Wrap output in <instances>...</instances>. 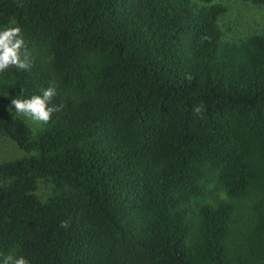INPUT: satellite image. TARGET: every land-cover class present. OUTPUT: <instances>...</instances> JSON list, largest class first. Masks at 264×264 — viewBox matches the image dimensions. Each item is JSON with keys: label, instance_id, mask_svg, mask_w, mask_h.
I'll list each match as a JSON object with an SVG mask.
<instances>
[{"label": "trees", "instance_id": "obj_1", "mask_svg": "<svg viewBox=\"0 0 264 264\" xmlns=\"http://www.w3.org/2000/svg\"><path fill=\"white\" fill-rule=\"evenodd\" d=\"M225 13L216 0H0L29 65L0 73V102L53 87L58 109L35 137L0 109V136L25 154L0 163V256L264 264V35L224 39ZM211 182L226 199L194 202Z\"/></svg>", "mask_w": 264, "mask_h": 264}, {"label": "rangeland", "instance_id": "obj_2", "mask_svg": "<svg viewBox=\"0 0 264 264\" xmlns=\"http://www.w3.org/2000/svg\"><path fill=\"white\" fill-rule=\"evenodd\" d=\"M226 8V13L220 17L219 26L226 40L239 42L252 35H264V5L254 6L240 0H216ZM7 106V109L5 110ZM0 109L3 114L22 120L29 128L32 137L43 128V122H31L23 116H19L6 103L0 102ZM25 156L17 149L15 144L9 139L0 136V163L12 161ZM53 193V187L50 183L38 180L36 196L42 202H45ZM223 192L215 188L213 182L208 183L203 188V195L194 202L200 204L208 203L214 205L218 200H225ZM255 199L245 198L240 201L238 207L240 214L245 218L248 216Z\"/></svg>", "mask_w": 264, "mask_h": 264}, {"label": "clouds", "instance_id": "obj_3", "mask_svg": "<svg viewBox=\"0 0 264 264\" xmlns=\"http://www.w3.org/2000/svg\"><path fill=\"white\" fill-rule=\"evenodd\" d=\"M24 47L25 42L21 29L15 26L14 21L0 27V73L10 66L17 69L28 68L27 57L22 52ZM55 95V88L48 87L42 90L41 94L13 98L10 103L17 115L23 116L31 122L46 123L50 119L51 113L58 110L50 105L51 98ZM0 264H29V262L23 256L14 258L12 255H3L0 256Z\"/></svg>", "mask_w": 264, "mask_h": 264}]
</instances>
